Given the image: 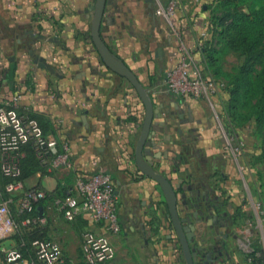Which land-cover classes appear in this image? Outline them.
Masks as SVG:
<instances>
[{
    "label": "rangeland",
    "instance_id": "1",
    "mask_svg": "<svg viewBox=\"0 0 264 264\" xmlns=\"http://www.w3.org/2000/svg\"><path fill=\"white\" fill-rule=\"evenodd\" d=\"M114 1V7L110 8ZM256 1L236 0L228 9L224 0H112L109 8L106 5L108 14L102 24L104 31L111 30L106 34L111 49L138 71L149 70L148 62L164 51L165 43L169 42L165 40L171 37V66L163 68L160 75L157 72L153 75L155 82L165 80L167 90L171 73V86L174 84L171 96L182 102H178L176 115L171 116L174 117L171 178L166 176L174 180L180 216L191 247L198 252L197 262L201 264H264V131L257 128L253 118L241 119L249 113L254 99L242 97L239 113L234 115L228 93L241 66L254 64L252 74L255 75L261 65L227 43L230 21L224 25L219 22L220 17L237 8L249 11ZM64 3L63 0L59 15L49 17L54 20V27H39L40 34L56 36L62 43L66 39L67 25L75 24L70 18L75 17L77 11ZM91 3L92 18L95 0ZM90 28L89 25L86 35L79 33L78 39L91 41ZM2 32L9 41V4L5 0H0ZM2 41L0 36V85L10 57L21 50L9 47V42L3 45ZM47 44V40L42 41L37 54L47 52ZM61 49L74 51L63 44ZM25 50L28 53V49ZM210 51L215 52L217 66L221 69L218 74L214 73L217 66L209 65ZM184 64L192 75L211 78L215 82V93L208 97L192 93L184 97L177 93L180 68ZM52 67V73L64 72L61 64L55 63ZM247 101L251 104L246 105ZM179 114L186 116V121L181 122ZM202 136L222 144L219 146L223 148L222 157L213 154L207 163L201 160L203 156L196 159L194 154L202 150L190 142ZM148 178L155 182L156 188L142 190L143 200H129L133 223L127 222L124 216L121 218L118 202L120 230L116 235L121 254L115 264H186L162 188ZM24 183L28 188L39 185L50 191L58 186L59 180L53 174H34ZM83 231L75 234L71 228L61 229L68 240L77 238ZM76 257L82 262L79 249Z\"/></svg>",
    "mask_w": 264,
    "mask_h": 264
},
{
    "label": "crops",
    "instance_id": "2",
    "mask_svg": "<svg viewBox=\"0 0 264 264\" xmlns=\"http://www.w3.org/2000/svg\"><path fill=\"white\" fill-rule=\"evenodd\" d=\"M62 1L5 0L9 4V41L8 36L2 32V44L9 42V47L21 50L10 57L9 67L1 80L0 95L10 97L19 94L21 97L17 106L20 109L42 114L51 123L61 119L63 132H53V137L58 143L63 137L71 141L73 165L53 173L59 180L58 185L71 183L79 174L106 170L115 184L121 218L124 216L127 222L133 223V212L128 208V203L132 202L129 200H143L142 190L145 192V189L156 188L155 182L142 175L135 161L145 108L134 87L103 62L93 41L78 39L79 33L86 35L89 25L91 27V0H64V6L70 5L77 11L75 17L73 15L70 18L75 24L67 25L63 43L56 36L45 37L40 34L39 27H54V20L49 17L54 18L60 14ZM111 1H108L107 8ZM114 3L110 8L114 7ZM107 10L105 15L108 14ZM101 32L104 39L108 40L106 34L111 33V30L104 31L102 27ZM45 39L48 41L45 47L47 52L37 54ZM168 40L164 51L157 53L155 59L148 62L149 70L144 68L138 71L129 65L149 88L154 100L155 113L145 145V158L171 178V127L174 118L171 116L176 115L178 102H182L172 98L171 92L165 88V80L158 79L155 82L156 77L153 76L156 72L160 75L163 68L171 66V37L165 41ZM62 44L74 51L61 49ZM25 49H28V53ZM39 57L45 58L46 67L36 61ZM125 61L130 63L127 59ZM55 63L61 64L63 73H52ZM179 117L181 122L187 119L180 114ZM205 136L197 137L190 143L198 145L202 150L194 154L196 159L200 160L203 156L201 160L207 163L213 154L222 157L223 148H219L222 144ZM85 221L79 218L75 222H68L56 211L49 214L48 238L57 241L65 255L75 264L82 263L76 257L77 250L81 251L82 237L80 235L68 240L61 229L71 228L76 234L87 228H99L97 224L88 221L87 227ZM113 241L117 248L116 259L121 254V245L117 235L113 236ZM14 244H17L16 240L7 236L4 226L0 224V246ZM115 259L107 264H115ZM0 264H6L1 253Z\"/></svg>",
    "mask_w": 264,
    "mask_h": 264
},
{
    "label": "built area",
    "instance_id": "3",
    "mask_svg": "<svg viewBox=\"0 0 264 264\" xmlns=\"http://www.w3.org/2000/svg\"><path fill=\"white\" fill-rule=\"evenodd\" d=\"M183 70V71H181ZM176 73V71H175ZM179 94L192 93L196 96H209L215 93V82L211 78L192 75L184 64L180 68ZM172 78L173 83H176ZM174 85V84H173ZM172 85V86H173ZM171 73L167 81V91L171 92ZM174 91H177L174 89ZM20 95L0 96V172L17 178L21 174L20 160L24 156L22 146L30 143L45 167V173L53 174L61 168H71L73 146L67 137L58 143L53 132H45L38 119L17 106ZM54 132H63V121H53ZM0 187V224L5 234L23 231V228L46 224L49 214L60 213L68 222L84 218L99 228H87L81 237L82 262L84 264H107L115 259L117 248L113 236L120 230L118 220V195L113 178L104 169L90 174H79L71 183L58 185L53 190L40 186L26 187L21 179H15ZM43 207L40 213L39 207ZM21 216L22 218L18 219ZM33 256L26 259L17 245H1L0 253L6 264H67V256L62 246L50 238L32 242Z\"/></svg>",
    "mask_w": 264,
    "mask_h": 264
},
{
    "label": "trees",
    "instance_id": "4",
    "mask_svg": "<svg viewBox=\"0 0 264 264\" xmlns=\"http://www.w3.org/2000/svg\"><path fill=\"white\" fill-rule=\"evenodd\" d=\"M236 0H224V5L229 9ZM230 21V22H229ZM220 25L229 22V30L231 33L230 40L227 41L229 45L232 44L233 48L241 50L246 53L251 60L259 62L261 69L255 75L252 72L255 70L254 64L251 66L243 65L240 67L239 75L236 77L234 85L229 90V97L231 99V108L233 114L239 113V104L242 97H246L254 103L247 101L245 104H251L250 110L247 115L241 116V119L253 118L257 128L264 131V0H257L250 8L249 11L235 12L229 11L226 15L219 18ZM224 33V32H223ZM215 52L210 51L208 54L209 65L211 68L217 66V59ZM220 67H215L214 73H220ZM244 90V93L242 91ZM1 96V95H0ZM27 112L32 117L38 119L45 132H54L52 123L46 119L42 114L35 113L31 110L20 109ZM24 156L20 160L21 174L19 177L14 178L5 176L0 172V187L4 192L7 183L15 180L26 178L38 174L39 172L45 173V167L39 160L35 149L32 144L27 143L22 146ZM39 186V185H37ZM22 218L21 216L18 219ZM87 224V221H85ZM49 225L38 224L23 228V231H18L10 237L14 238L17 245L22 249L25 258L30 259L33 256L32 242L36 239L48 238ZM67 264H75L67 258ZM80 264H84L83 262Z\"/></svg>",
    "mask_w": 264,
    "mask_h": 264
},
{
    "label": "water",
    "instance_id": "5",
    "mask_svg": "<svg viewBox=\"0 0 264 264\" xmlns=\"http://www.w3.org/2000/svg\"><path fill=\"white\" fill-rule=\"evenodd\" d=\"M107 0H95L94 14L91 23L92 41L103 62L114 73L124 77L136 90L144 108L145 115L141 126L140 136L135 149V161L139 170L147 177L154 179L162 188L167 201L169 216L171 217L174 229L180 241L186 264H201L197 262L198 252L191 247L189 235L184 227L183 219L178 208V194L172 181L155 166L149 162L144 155L145 145L149 138L154 119V100L149 88L140 80L137 73L125 62V60L115 53L108 45L102 35V24L104 21ZM42 67H46L45 58L36 59ZM43 213V207H39Z\"/></svg>",
    "mask_w": 264,
    "mask_h": 264
}]
</instances>
